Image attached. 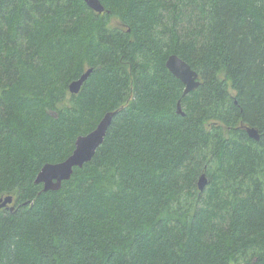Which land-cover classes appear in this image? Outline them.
I'll list each match as a JSON object with an SVG mask.
<instances>
[{
	"label": "trees",
	"instance_id": "obj_1",
	"mask_svg": "<svg viewBox=\"0 0 264 264\" xmlns=\"http://www.w3.org/2000/svg\"><path fill=\"white\" fill-rule=\"evenodd\" d=\"M101 2L0 0V264H264V0ZM172 54L201 77L185 96Z\"/></svg>",
	"mask_w": 264,
	"mask_h": 264
},
{
	"label": "water",
	"instance_id": "obj_2",
	"mask_svg": "<svg viewBox=\"0 0 264 264\" xmlns=\"http://www.w3.org/2000/svg\"><path fill=\"white\" fill-rule=\"evenodd\" d=\"M84 1L93 11L97 13L101 14L107 11L101 0ZM166 66L170 72L184 84V96L196 90L202 83L200 74L193 69L187 61L179 57L177 54L169 56ZM92 72L93 68H89L78 79L71 82L69 85L70 93H79L82 86L91 76ZM177 107L178 113L185 115V112L182 109L181 101L178 102ZM116 113V111L107 112L94 130L86 135L79 136L76 140V146L73 153L67 159L58 163H47L43 166L35 181L37 184H43V191L47 192L60 190L63 183L72 178L75 168H82L86 163L93 159L97 149L103 144ZM247 132L250 137L260 140V132L257 128L247 127ZM208 183L209 179L207 174L202 173L198 181L199 189L203 191ZM13 202L14 197L12 195L1 197L0 210L4 207H11V209H14L15 205H12Z\"/></svg>",
	"mask_w": 264,
	"mask_h": 264
},
{
	"label": "rangeland",
	"instance_id": "obj_3",
	"mask_svg": "<svg viewBox=\"0 0 264 264\" xmlns=\"http://www.w3.org/2000/svg\"><path fill=\"white\" fill-rule=\"evenodd\" d=\"M116 22V21H115Z\"/></svg>",
	"mask_w": 264,
	"mask_h": 264
}]
</instances>
